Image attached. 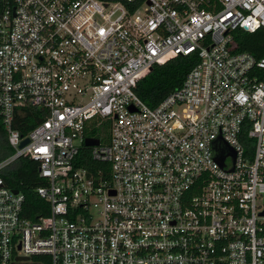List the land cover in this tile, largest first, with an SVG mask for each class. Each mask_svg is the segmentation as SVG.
<instances>
[{"label":"built area","instance_id":"obj_1","mask_svg":"<svg viewBox=\"0 0 264 264\" xmlns=\"http://www.w3.org/2000/svg\"><path fill=\"white\" fill-rule=\"evenodd\" d=\"M261 27L264 0H2L0 264H264V53L236 33ZM192 53L156 105L136 92ZM25 106L45 117L27 134ZM23 155L45 179L35 219L1 175Z\"/></svg>","mask_w":264,"mask_h":264},{"label":"trees","instance_id":"obj_2","mask_svg":"<svg viewBox=\"0 0 264 264\" xmlns=\"http://www.w3.org/2000/svg\"><path fill=\"white\" fill-rule=\"evenodd\" d=\"M2 0H0V12ZM243 50H249L260 57L264 53V28L249 32L243 29L236 31ZM199 60L197 53L189 55H177L164 63L155 64L152 70L142 77L137 86L136 92L150 105H156L173 89L179 87L187 72ZM45 117L39 107L25 106L19 109L15 126L21 133L27 134L33 127L39 124ZM103 126V127H102ZM87 135L98 138L109 139V122L95 126L87 130ZM90 147L83 146L84 164L91 168H98L102 164L89 156ZM14 152L13 146L8 139V132L0 114V161ZM109 169V166H108ZM4 183L11 188H18L25 193L24 215L35 219L41 213H48L47 202L37 193V187L45 183V179L39 173V161L29 155H23L12 161L1 170ZM12 264H20L18 262Z\"/></svg>","mask_w":264,"mask_h":264},{"label":"water","instance_id":"obj_3","mask_svg":"<svg viewBox=\"0 0 264 264\" xmlns=\"http://www.w3.org/2000/svg\"><path fill=\"white\" fill-rule=\"evenodd\" d=\"M28 141H29V138L23 139V141L21 142V146L25 145ZM98 143H99V138H95V137H87L86 138V144L87 145H93V144H98ZM216 158L221 162V164H224V157L216 156ZM13 190L15 192H18V188H14ZM28 258L29 257H27V256H20V255L16 257L17 260H23V259H28Z\"/></svg>","mask_w":264,"mask_h":264},{"label":"rangeland","instance_id":"obj_4","mask_svg":"<svg viewBox=\"0 0 264 264\" xmlns=\"http://www.w3.org/2000/svg\"><path fill=\"white\" fill-rule=\"evenodd\" d=\"M22 264H35V263H22Z\"/></svg>","mask_w":264,"mask_h":264}]
</instances>
